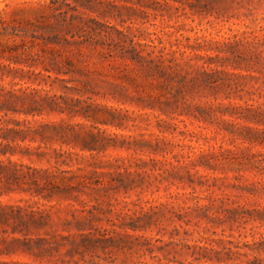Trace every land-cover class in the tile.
I'll return each mask as SVG.
<instances>
[{
	"label": "rangeland",
	"instance_id": "374dc122",
	"mask_svg": "<svg viewBox=\"0 0 264 264\" xmlns=\"http://www.w3.org/2000/svg\"><path fill=\"white\" fill-rule=\"evenodd\" d=\"M114 1L0 0V264H264V0Z\"/></svg>",
	"mask_w": 264,
	"mask_h": 264
},
{
	"label": "trees",
	"instance_id": "16d2710c",
	"mask_svg": "<svg viewBox=\"0 0 264 264\" xmlns=\"http://www.w3.org/2000/svg\"><path fill=\"white\" fill-rule=\"evenodd\" d=\"M56 2H62L63 4H58V3H53L55 10H59L61 6L66 5L67 7H70L73 10H78L79 7L83 8H93V4L98 3L99 5H102L104 3H108L109 5L115 4L114 0H55ZM69 1H72L75 3L73 5L72 3H68ZM58 5V6H57ZM59 8V9H58ZM5 132V137L4 139L8 140L10 139L9 137L13 136H18L22 138L23 141H26L28 137L33 133V127L31 125H26L24 130H18V129H4L2 128ZM16 138L13 140L15 141ZM0 169H3V166L0 165ZM5 169V168H4Z\"/></svg>",
	"mask_w": 264,
	"mask_h": 264
}]
</instances>
